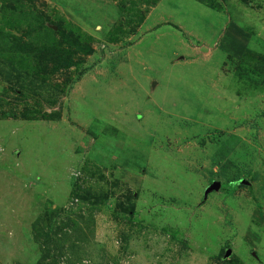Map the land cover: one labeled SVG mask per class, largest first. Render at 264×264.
<instances>
[{
    "label": "rangeland",
    "instance_id": "374dc122",
    "mask_svg": "<svg viewBox=\"0 0 264 264\" xmlns=\"http://www.w3.org/2000/svg\"><path fill=\"white\" fill-rule=\"evenodd\" d=\"M0 264H264V0H0Z\"/></svg>",
    "mask_w": 264,
    "mask_h": 264
},
{
    "label": "water",
    "instance_id": "95a60500",
    "mask_svg": "<svg viewBox=\"0 0 264 264\" xmlns=\"http://www.w3.org/2000/svg\"><path fill=\"white\" fill-rule=\"evenodd\" d=\"M241 182H247L245 179H242ZM222 187L221 181H213L210 187L207 188L206 192H210L212 190H219ZM232 254V250L230 248L227 249L224 257H229Z\"/></svg>",
    "mask_w": 264,
    "mask_h": 264
},
{
    "label": "trees",
    "instance_id": "16d2710c",
    "mask_svg": "<svg viewBox=\"0 0 264 264\" xmlns=\"http://www.w3.org/2000/svg\"><path fill=\"white\" fill-rule=\"evenodd\" d=\"M47 50H50V48H47ZM233 146H234V144H232V145H230L228 148H227V151L229 152V151H231L232 149H233ZM218 163V162H217ZM223 168H224V172H226L227 170H226V165H223ZM234 181H236V180H239L240 178H238V176H234L233 178H232ZM232 180V182H234ZM237 182H239V181H237ZM225 184H227V183H225ZM225 184H222V188H224V187H226V185ZM227 251V250H226Z\"/></svg>",
    "mask_w": 264,
    "mask_h": 264
}]
</instances>
